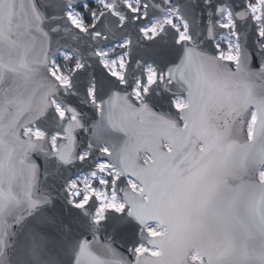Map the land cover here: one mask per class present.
I'll return each instance as SVG.
<instances>
[{
  "label": "water",
  "instance_id": "95a60500",
  "mask_svg": "<svg viewBox=\"0 0 264 264\" xmlns=\"http://www.w3.org/2000/svg\"><path fill=\"white\" fill-rule=\"evenodd\" d=\"M88 1L0 0V264H264V0L258 18L249 0H106L118 13L82 29L68 10ZM171 7L188 37L145 35ZM227 10L236 60L216 44ZM124 38L120 78L98 49ZM61 50L81 61L68 84ZM102 160L124 206L96 219L97 196L77 205L69 185Z\"/></svg>",
  "mask_w": 264,
  "mask_h": 264
},
{
  "label": "rangeland",
  "instance_id": "374dc122",
  "mask_svg": "<svg viewBox=\"0 0 264 264\" xmlns=\"http://www.w3.org/2000/svg\"><path fill=\"white\" fill-rule=\"evenodd\" d=\"M127 5L133 10H138L139 0H125ZM91 3L92 5L99 6V9L102 11L112 8L113 5L111 2L106 0H90L83 3L84 8L85 4ZM260 4L261 0H249V5L254 13L255 18L260 16ZM82 5V4H81ZM114 10V9H113ZM144 12V8L142 9ZM114 12L118 13L116 10ZM99 13V11L97 12ZM97 13L94 16L93 22L90 26L94 24L97 19ZM68 15L80 28L85 29L86 17L84 11L77 7H71L68 10ZM171 23L179 29V37L184 38L188 37L187 27L184 19L179 14L176 7H171L167 13H165L163 20H152L151 22L145 24L142 27L143 32L147 36H152L156 34L164 24ZM222 24L228 28V32L221 35L217 40L216 44L219 48V55L226 59L236 60L239 55V45L236 39V33L234 32V19L229 10H227L226 15L223 18ZM129 39L124 38L119 42L113 43L111 45L102 47L98 49V52L101 56V61L104 65L116 76L123 78V74L127 62V46ZM81 65V61L78 57H75L70 51L61 50L59 54L52 60L50 71L59 79L61 83L68 84L70 80L71 73ZM156 79V70L152 65L147 67V82L143 85L142 90L147 91V86ZM90 93H93V87H90ZM134 95L139 97L141 95V88L139 83L136 85L134 90ZM175 105L181 107L183 102L180 98L174 99ZM55 105L60 114L64 113V107L60 102L55 101ZM255 119V114H253L250 123L249 130L253 121ZM36 135H40L41 131L36 129ZM105 149H107L105 147ZM86 153H83L85 155ZM97 178L93 176V173H81L75 178H73L69 185V190L71 192L72 199L75 204L82 205L84 204L92 194L98 196L99 207L96 213L95 218L98 219L103 215L104 210L107 207L115 208L120 210L124 206V202L114 189V179L117 177V170L105 160L99 161L97 163ZM260 177L264 178V167L260 169ZM97 179V180H96ZM129 181L133 188L139 189V184L129 178ZM80 193L78 200H75V192ZM146 230L153 235L160 234L164 232L165 228L159 223H151L147 225ZM144 250L151 251L152 253H158L157 248H149L145 244L141 243L137 246V251L142 252Z\"/></svg>",
  "mask_w": 264,
  "mask_h": 264
},
{
  "label": "trees",
  "instance_id": "16d2710c",
  "mask_svg": "<svg viewBox=\"0 0 264 264\" xmlns=\"http://www.w3.org/2000/svg\"><path fill=\"white\" fill-rule=\"evenodd\" d=\"M85 5H86L85 8H84V5L83 4L80 5V6H78V8H80L81 10L84 11V15L86 17L85 27L87 28L93 22V19H94L95 14L99 11V13H97V17H98V15L102 12V10L99 9V6L92 5L91 3H87ZM79 197H80V193L76 191L75 192V200H78Z\"/></svg>",
  "mask_w": 264,
  "mask_h": 264
},
{
  "label": "bare ground",
  "instance_id": "6f19581e",
  "mask_svg": "<svg viewBox=\"0 0 264 264\" xmlns=\"http://www.w3.org/2000/svg\"><path fill=\"white\" fill-rule=\"evenodd\" d=\"M97 196V195H96ZM97 198H98V196H97Z\"/></svg>",
  "mask_w": 264,
  "mask_h": 264
},
{
  "label": "built area",
  "instance_id": "2783aa9c",
  "mask_svg": "<svg viewBox=\"0 0 264 264\" xmlns=\"http://www.w3.org/2000/svg\"><path fill=\"white\" fill-rule=\"evenodd\" d=\"M183 105H184V103H183ZM183 105H182V106H183Z\"/></svg>",
  "mask_w": 264,
  "mask_h": 264
}]
</instances>
